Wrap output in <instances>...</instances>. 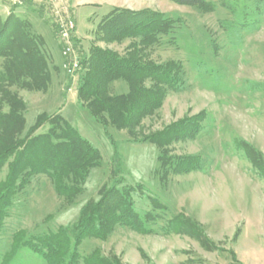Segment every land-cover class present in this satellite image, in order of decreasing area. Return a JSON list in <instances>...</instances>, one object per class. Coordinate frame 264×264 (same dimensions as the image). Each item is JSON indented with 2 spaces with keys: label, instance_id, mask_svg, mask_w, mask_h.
Listing matches in <instances>:
<instances>
[{
  "label": "rangeland",
  "instance_id": "rangeland-1",
  "mask_svg": "<svg viewBox=\"0 0 264 264\" xmlns=\"http://www.w3.org/2000/svg\"><path fill=\"white\" fill-rule=\"evenodd\" d=\"M208 1L214 5L211 11L171 0H26L23 6H32L34 17L51 26L52 36L43 39L42 47L51 71L48 89L9 88L25 103L24 131L41 112L61 113L98 148L101 159L69 204L47 176L31 177L6 209L0 264H5L11 242L24 233L27 240L59 226L70 230L82 206L97 199L103 185L135 187L133 208L142 219L151 213L155 220L145 222L151 229L148 233L117 226L104 240L86 238L77 248L78 264L93 249L116 264H264V0ZM10 7L8 0H0L2 18ZM113 7L149 8L177 19L170 33L146 52L153 62H180L184 87L169 91L138 130L145 135L178 119L195 117L196 135L172 141L167 153L173 163L183 156L197 157L200 168L185 173L169 169L161 179L158 146L131 138L127 129L103 124L78 103L77 82L83 68L74 76L63 69L54 11L66 10L74 18L79 58L92 45L123 55L130 39L105 43L97 38L99 21ZM38 26L39 31H48V26ZM31 31L37 33L33 24ZM49 45L55 48L54 56ZM109 88L111 94L127 91L120 79ZM248 147L263 168L254 165ZM150 198L163 207L153 206ZM178 213L199 226V235L164 231L166 221ZM9 264H45V259L21 245Z\"/></svg>",
  "mask_w": 264,
  "mask_h": 264
},
{
  "label": "trees",
  "instance_id": "trees-1",
  "mask_svg": "<svg viewBox=\"0 0 264 264\" xmlns=\"http://www.w3.org/2000/svg\"><path fill=\"white\" fill-rule=\"evenodd\" d=\"M171 1L195 6L201 11L214 9L208 0ZM14 8H10L5 17L0 16V230L12 197L31 177L47 176L55 192L69 204L81 192L89 170L98 166L101 159L98 148L61 113L41 112L24 131L25 103L9 88L18 85L30 91L45 92L51 77L42 36L32 32L29 19L19 16ZM176 21L149 8L113 7L97 25L98 40L120 43L128 38L131 41L123 55L107 47L90 46L88 53L79 58L83 71L78 78L76 93L78 103L91 117H100L103 124L118 130L127 129L131 138L158 146L157 160L163 180L169 169L174 173H185L200 168L197 157L183 156L173 163L167 153V146L172 141L196 135L199 125L195 117L178 119L145 135L138 130L142 120L154 114L169 91L184 87L180 62H153L146 52L159 43L161 36L170 33ZM74 44L77 49L75 38ZM119 79L126 83L127 91L111 94V83ZM44 125H47L46 130L37 132ZM248 148L246 153L254 158V165L261 167V159L255 160L254 149ZM134 188L101 186L97 191L98 198L85 202L70 230L59 226L55 231L36 234L27 240H24L25 233L22 234L18 241L11 242L5 253V264L10 263L21 245L40 254L45 264H78L81 256L77 248L86 238L104 240L117 226L141 233L151 232L145 222H152L155 216L147 213L142 219L138 215L131 196ZM150 200L153 206L163 207L154 198ZM166 223L165 232L197 236L201 231L194 221L181 213ZM81 263L116 264L97 249L83 256Z\"/></svg>",
  "mask_w": 264,
  "mask_h": 264
},
{
  "label": "built area",
  "instance_id": "built-area-1",
  "mask_svg": "<svg viewBox=\"0 0 264 264\" xmlns=\"http://www.w3.org/2000/svg\"><path fill=\"white\" fill-rule=\"evenodd\" d=\"M12 7H22L26 0H8ZM54 22L56 24L57 36L61 46V55L65 61L63 63V69L70 75L74 76L77 71L81 69V63L76 53V47L74 44V37L76 34V23L72 15L66 10L64 13L60 11H54Z\"/></svg>",
  "mask_w": 264,
  "mask_h": 264
},
{
  "label": "crops",
  "instance_id": "crops-1",
  "mask_svg": "<svg viewBox=\"0 0 264 264\" xmlns=\"http://www.w3.org/2000/svg\"><path fill=\"white\" fill-rule=\"evenodd\" d=\"M9 10L10 9H8L6 12L4 11L6 13V15L8 14ZM14 11L19 16L28 18L29 21H30V23L34 25V28H35L37 34L41 35L43 39L51 38L52 34H51V31L49 30V28H51V26H49L45 22H41L40 19H37V17H34V15L36 14V12L33 10L32 6L26 5V6L14 8ZM38 25H42V26H45L46 25V26H48V31H46L45 33H44V31H39V28H38L39 26ZM44 28H46V27H44ZM50 49H51V46H50ZM54 51H55V48H52L50 50V53L53 55L54 54Z\"/></svg>",
  "mask_w": 264,
  "mask_h": 264
}]
</instances>
